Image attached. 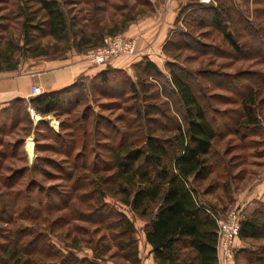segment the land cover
I'll return each mask as SVG.
<instances>
[{
    "label": "rangeland",
    "instance_id": "rangeland-1",
    "mask_svg": "<svg viewBox=\"0 0 264 264\" xmlns=\"http://www.w3.org/2000/svg\"><path fill=\"white\" fill-rule=\"evenodd\" d=\"M60 1L73 23L68 40L57 41L46 36L43 30L34 31L31 33L34 42L22 48L26 55L23 61H33L32 56L43 54L40 60L60 64L68 51L79 49L86 54L93 49L95 37L109 36V31H115L113 36L126 37L124 32L135 21L157 15L170 6L177 15L162 48V62L156 60L162 72L161 82L146 88L152 99L134 100L130 94L114 98L117 93H112L118 92L117 86L102 87L92 82L84 84L82 90H75L71 94L72 103L55 114L46 117L31 114V108L25 103H15L0 114V264H11L3 259L7 258L14 241L26 243L24 253H28L20 255L18 264L27 257L33 259L31 253L36 257L35 250L44 242L43 238L64 254L70 251L89 260L98 254L97 264H131L111 238L117 231L111 232L105 224L83 218L97 209L99 192L104 194L103 203L125 214L132 222L140 264H156L145 241V222L119 202L112 180L107 179L112 172L104 171L107 167L103 164H110V150L118 149L122 134L130 136L129 142L137 141L139 135L145 136L153 121L170 128L169 118L180 117L178 105L167 96L171 93V71L189 82L197 97L204 98L209 105L208 116L216 117L221 127L225 123L233 129L238 113L242 114V97L254 89L258 93L255 105L263 134L245 140L230 134L216 146L219 153H225V162L230 168L231 194L216 188L219 183L216 175L201 187L203 191L210 186L203 200L217 208L222 217L229 210L241 209L233 194L253 185L264 168V48L255 46L247 26L261 30L260 34L264 35V0ZM218 1L225 9H231L230 20L224 18V28L242 45L241 53H236L224 40L222 30L211 25V13L206 7H215ZM19 2L0 0L1 49L8 48L10 43L24 46ZM28 7L27 13L36 8L32 3ZM91 35L95 37L91 39ZM83 36L90 38L91 43L75 48ZM18 56L19 52H15L14 57L18 59ZM260 101L263 105H259ZM139 109L142 117L137 120L135 113ZM152 128L156 136H165L157 132L156 123ZM33 150V160L29 161L27 152ZM93 171L97 173L92 174ZM102 179L108 183H101ZM91 181L100 184L91 185ZM95 188L98 191L94 192ZM239 240L235 242L236 252L231 263L264 264V238L243 243ZM5 251L8 253L4 254ZM44 260L45 264H58L55 258Z\"/></svg>",
    "mask_w": 264,
    "mask_h": 264
},
{
    "label": "trees",
    "instance_id": "trees-1",
    "mask_svg": "<svg viewBox=\"0 0 264 264\" xmlns=\"http://www.w3.org/2000/svg\"><path fill=\"white\" fill-rule=\"evenodd\" d=\"M28 3L36 6L29 13L25 11L29 8ZM17 9L18 16L23 18L24 46L10 43L11 46L6 49L0 48V70L3 65L7 69H14L19 62L18 59L26 58L23 52L25 47L34 42L31 37L34 31L43 30L46 36L54 40L67 41L70 28L73 27L60 0H20ZM206 9L211 13V25L222 30L224 40L236 53H241L242 45L224 28V18L230 20L231 9H225L220 1L215 7L208 6ZM236 13L238 16L242 15ZM2 26L0 24V28ZM199 26L202 27L203 24L200 23ZM247 26L253 42L257 44L255 46L259 49L264 48V35L260 34L262 31L249 24ZM114 33L115 31H109L107 34L113 36ZM92 37L95 35H91L90 38ZM90 38L81 37L74 47L90 44ZM95 38L97 40L91 44L92 48L102 44L103 37ZM76 51L81 53L79 49ZM15 52H19L18 59L14 57ZM43 56L36 54L32 58ZM132 74L131 76L124 70L107 66L93 78L80 76L74 84L63 90L42 94L29 100L14 99L6 108L0 109V114L15 103H25L34 114L41 117L55 114L58 109L72 103L71 94L75 90H82L84 84L92 82L102 87L117 86L118 92L112 93H117L114 98L119 99L130 94L134 100H140L141 97L145 101H148V98L152 99L153 95L148 94L146 88L152 87V84L157 85L158 81L161 82L160 69L149 59L142 58L132 67ZM169 75L171 93L169 92L167 96L178 105L180 117L169 118L172 121L170 128L153 121L156 123L157 132L165 136L155 135V129L152 128L154 123L149 124L145 136L139 135L137 141L129 142L130 136L127 133L122 134L119 137L118 149L110 150V164L107 165L106 162L103 164L107 167L104 171L112 172L107 179L112 180L115 186L114 194L120 196L119 202L127 207L130 213L145 222V241L151 247V254L156 264H219L217 222L223 217L217 208L203 200V195L208 194L210 186L203 191L201 187L216 175L219 181L216 188H221L225 194H231L230 168L225 162V153L224 155L219 153L216 146L230 134L239 136L241 140L263 134L259 109L255 105L258 93L257 90L250 89L247 96L242 97L240 103L242 114L238 113L233 129L225 123L224 127H221L216 117L208 116V103L206 104L203 97L195 95L191 84L172 71ZM146 79L153 81L149 83ZM244 89H248L247 86H244ZM259 105H263L262 101ZM135 116L136 119H141L142 111L137 110ZM43 122V120L39 121L40 124ZM79 122L84 123L83 119ZM96 173L93 171L92 174ZM107 179H102L101 183L106 185ZM79 181L80 178L77 179V182ZM90 184L100 183L91 181ZM95 190L98 191L95 188L94 192ZM103 197L104 194L99 192L96 200L97 209L83 218L92 223L105 224V228L111 232L117 231L111 236L114 241L116 240V247L125 252V258L131 264H140L132 222L125 214L103 203ZM99 211L100 215L96 213ZM262 238H264V204L252 201L242 209L239 239L257 241ZM43 240L41 246L35 250L36 257L32 252L33 259L27 257L22 264H45L46 258H55L58 264H97L95 260L98 254L94 256V260L79 258L70 251L64 254L50 244L48 239L43 238ZM12 247L9 254L7 251L4 252L7 258L3 260L6 263L12 264L14 261L18 264L26 243L14 241ZM49 249L53 252L47 251ZM26 254L28 253L25 252L24 255Z\"/></svg>",
    "mask_w": 264,
    "mask_h": 264
},
{
    "label": "crops",
    "instance_id": "crops-1",
    "mask_svg": "<svg viewBox=\"0 0 264 264\" xmlns=\"http://www.w3.org/2000/svg\"><path fill=\"white\" fill-rule=\"evenodd\" d=\"M176 15L170 6L163 12L159 11L157 15L151 14V16L135 21L124 32V36L134 39L136 42L138 54L133 58H119L106 65H94L86 59L85 53H79L72 49L67 52V58L60 64L43 61L40 58H35L33 61H23L20 58L14 69H7L3 65L0 70V109L8 106L14 99L29 100L33 83L40 86L43 94H46L71 86L80 76L93 78L107 66L124 70L131 76L133 75L132 67L142 58L149 59L159 67L156 60L162 62V48L168 40L169 33L176 21ZM258 177L260 179L253 185L244 190L239 189L237 195L233 194L238 200L236 205L241 209L252 201L264 204V168ZM231 262L233 261H227L225 264H233Z\"/></svg>",
    "mask_w": 264,
    "mask_h": 264
},
{
    "label": "built area",
    "instance_id": "built-area-1",
    "mask_svg": "<svg viewBox=\"0 0 264 264\" xmlns=\"http://www.w3.org/2000/svg\"><path fill=\"white\" fill-rule=\"evenodd\" d=\"M137 54L138 51L134 39L115 35L104 37L102 44L87 51L85 56L94 65H106L119 58H133ZM42 94L41 87L33 83L31 85L30 97L34 98ZM30 113L34 114L32 109H30ZM241 212V209L229 210L217 222V254L219 264H225L227 261L233 259V255L236 252L235 242L239 240Z\"/></svg>",
    "mask_w": 264,
    "mask_h": 264
},
{
    "label": "water",
    "instance_id": "water-1",
    "mask_svg": "<svg viewBox=\"0 0 264 264\" xmlns=\"http://www.w3.org/2000/svg\"><path fill=\"white\" fill-rule=\"evenodd\" d=\"M27 155H28L29 161H32L34 157V151L31 154L27 152Z\"/></svg>",
    "mask_w": 264,
    "mask_h": 264
},
{
    "label": "bare ground",
    "instance_id": "bare-ground-1",
    "mask_svg": "<svg viewBox=\"0 0 264 264\" xmlns=\"http://www.w3.org/2000/svg\"><path fill=\"white\" fill-rule=\"evenodd\" d=\"M34 151V150H33ZM28 153H30L31 154V152H28Z\"/></svg>",
    "mask_w": 264,
    "mask_h": 264
}]
</instances>
